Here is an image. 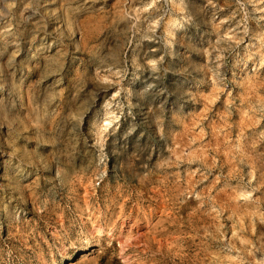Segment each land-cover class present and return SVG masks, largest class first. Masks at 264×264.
I'll use <instances>...</instances> for the list:
<instances>
[{"label":"rangeland","instance_id":"rangeland-1","mask_svg":"<svg viewBox=\"0 0 264 264\" xmlns=\"http://www.w3.org/2000/svg\"><path fill=\"white\" fill-rule=\"evenodd\" d=\"M0 264H264V0H0Z\"/></svg>","mask_w":264,"mask_h":264}]
</instances>
